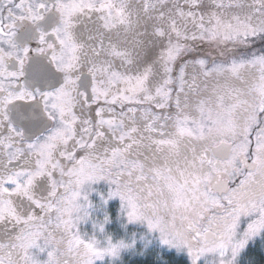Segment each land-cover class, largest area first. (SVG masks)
<instances>
[{
    "label": "snow or ice",
    "instance_id": "snow-or-ice-1",
    "mask_svg": "<svg viewBox=\"0 0 264 264\" xmlns=\"http://www.w3.org/2000/svg\"><path fill=\"white\" fill-rule=\"evenodd\" d=\"M0 264H264V0H0Z\"/></svg>",
    "mask_w": 264,
    "mask_h": 264
}]
</instances>
